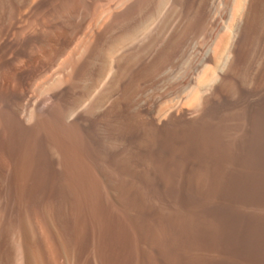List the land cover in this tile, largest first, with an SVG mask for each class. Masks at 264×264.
<instances>
[{
    "label": "bare ground",
    "instance_id": "obj_1",
    "mask_svg": "<svg viewBox=\"0 0 264 264\" xmlns=\"http://www.w3.org/2000/svg\"><path fill=\"white\" fill-rule=\"evenodd\" d=\"M134 1L124 0L113 12ZM51 4L0 3V62L8 68L0 78V91L4 106L26 129L32 127L33 116L22 101L43 60L39 52L28 50V42L45 39L53 57L66 49L87 19L83 6L77 5L60 19L61 30L46 34L25 24L26 16ZM148 14L146 36L154 51L159 44L174 42L171 55L178 57L196 35L207 34L211 48L204 56L227 62V70L219 72L220 83L212 86L219 99L206 94L201 99L195 92L191 102L199 112L190 119L176 111L160 124L148 115L157 134L147 141L154 144L140 146L115 173L102 167L100 152L86 153L72 140L63 149L69 167L40 172L26 157L28 142H18L11 149L12 161L0 166V264H264V159L261 152L249 153L239 139L250 120L249 97L264 90V0H149ZM225 15L228 19L222 22ZM82 30L89 40L101 35L98 27ZM122 40L107 49L106 78L120 68V61L110 55ZM70 49L76 52V44ZM21 53L27 56L26 66L14 62ZM210 78L197 76L196 81L208 83ZM119 82L120 77L113 88ZM123 95L105 107L122 125L114 135L129 141L132 79ZM51 96L73 104L84 99V92L64 89ZM239 106L246 110L242 120L232 114ZM208 112L210 120H202ZM64 121L83 130L88 123L78 110L66 114ZM174 121V134L163 129Z\"/></svg>",
    "mask_w": 264,
    "mask_h": 264
},
{
    "label": "rangeland",
    "instance_id": "obj_2",
    "mask_svg": "<svg viewBox=\"0 0 264 264\" xmlns=\"http://www.w3.org/2000/svg\"><path fill=\"white\" fill-rule=\"evenodd\" d=\"M135 1L121 12L114 13L113 10L124 0H91L90 2L52 0L49 7L34 11L24 18L28 27L50 34L62 29L63 24L60 19H64L75 6H83L87 14V19L77 28L66 49L53 57L47 53L45 39L38 37L28 42V50L39 52L43 59L39 70L30 80L27 96L22 101L26 113L31 111L28 114L33 116V123L29 129L22 128L4 106V95L0 91V166L12 161L11 149L16 148L18 142L22 141L29 144L25 154L32 161L35 170L40 172H48L52 169L66 170L69 165L63 158V149L66 143L72 140L86 153L100 152L102 167L110 173H115L116 166L123 162L127 163L131 153L138 152L140 146L148 141V144H154L151 139L147 141L157 134V130L147 121L148 115L159 119L160 124L167 121L170 114L176 111L186 113L187 119H190L196 117L194 112H199V106L191 102L195 92L201 99L206 95L219 99V94L213 87L220 83L222 78H219V72L227 70V62L217 63L204 56L205 51L211 48L207 34L201 32L189 44L187 43L183 56L171 55L174 42L159 44L154 51L148 35L146 36L150 23L149 0ZM227 17L225 15L222 22H225ZM94 27L100 28L101 35L99 38H93L94 41L90 39L91 42L83 36L82 29L90 30ZM221 33V30L218 31V34ZM142 35L145 37L143 38ZM119 39L123 40L114 47L110 58L119 60L120 68L113 69L106 78L102 76L108 58L106 52L108 47L117 43ZM75 44L76 52H71L70 48ZM14 62L28 65L26 54L16 55ZM7 69L0 62V78ZM206 75L211 76L208 83L197 84V76ZM119 77L120 85L113 88V81ZM130 78L133 80V139L127 141L119 135L115 136L117 133L120 134L122 125L113 117L111 110L106 109L105 104L111 99L110 104H112L113 100L124 96L123 91L129 85ZM14 83L17 88L16 81ZM64 89L80 90L84 92V99L78 103L68 104L59 97L51 96L53 91ZM249 99L252 102L250 120L246 125L247 130L240 131L239 139L242 147L249 153L261 152L259 154L264 159V90L258 95H251ZM110 104L108 103L107 106L109 107ZM219 106L227 110L222 104ZM73 110H78L88 120L84 130L65 123L64 116ZM245 113L244 106L232 110V114L235 115L233 117L239 120H242ZM207 117L210 120L211 112L204 114L202 120L205 121ZM176 122H169L163 129L174 134L173 128ZM108 152L118 154L107 156ZM46 154L53 159L52 162ZM13 229L12 225L8 226L10 234ZM61 264L64 263L61 261Z\"/></svg>",
    "mask_w": 264,
    "mask_h": 264
}]
</instances>
